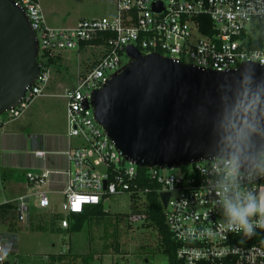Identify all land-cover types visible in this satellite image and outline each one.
<instances>
[{
  "label": "built area",
  "instance_id": "2783aa9c",
  "mask_svg": "<svg viewBox=\"0 0 264 264\" xmlns=\"http://www.w3.org/2000/svg\"><path fill=\"white\" fill-rule=\"evenodd\" d=\"M12 1L24 12L35 33L39 75L19 104L1 114L7 121L19 118L28 103L42 94L49 81V64L61 51L90 48L98 52L62 95L67 140L75 138L79 145L68 143L62 152L64 169L26 175L34 191L12 202L15 220L21 224H28L36 213L31 199L37 211L48 213L50 220L54 218L55 225L64 230L70 216L110 196L128 194L136 201L143 198L142 205L146 206L149 189H140L138 168L114 149L92 110L84 104L93 90L123 66L127 47L143 55L157 53L199 70L230 72L243 62L264 67V0H115L113 18L83 19L64 29L46 26L40 0ZM1 115L0 131L6 123ZM32 154L41 160L46 156L40 149ZM92 156L103 165L102 172L96 170ZM230 161H201L167 169L169 174L161 172L165 168L146 169L147 176L160 186L159 201L161 193L169 194L162 209L176 244V259L182 264H264V229L256 228L253 234L245 235L228 228L221 195L227 189L228 199L235 201L238 189L254 195L260 192L264 177H259L254 167L264 165V159L260 155L254 167L239 169L235 178L229 175ZM176 169L178 173H171ZM52 194L62 196L59 212L53 211ZM244 236L254 240L249 243ZM11 249L7 239L0 243V264H5V253Z\"/></svg>",
  "mask_w": 264,
  "mask_h": 264
},
{
  "label": "water",
  "instance_id": "95a60500",
  "mask_svg": "<svg viewBox=\"0 0 264 264\" xmlns=\"http://www.w3.org/2000/svg\"><path fill=\"white\" fill-rule=\"evenodd\" d=\"M38 42L24 12L0 0V115L39 75ZM129 61L85 100L121 157L138 169L236 159L241 171L264 154V67L215 72L126 49ZM104 182V186H105ZM163 208L169 194L159 195Z\"/></svg>",
  "mask_w": 264,
  "mask_h": 264
},
{
  "label": "rangeland",
  "instance_id": "374dc122",
  "mask_svg": "<svg viewBox=\"0 0 264 264\" xmlns=\"http://www.w3.org/2000/svg\"><path fill=\"white\" fill-rule=\"evenodd\" d=\"M114 1L40 0V6L49 28L64 29L83 19L113 18L116 15ZM97 57L98 52L90 48L61 51L59 58L49 64L48 85L59 81L62 85L73 86L77 75L84 72L87 64ZM128 61V58H123L122 65ZM47 88H43V94L48 92ZM61 91L57 88L54 93L60 94ZM65 115V100L60 95L35 97L15 120L7 121L6 115H1L6 123L0 139V204L34 191L26 179L27 174H38L25 163L29 159L30 137L33 134L44 136L48 131L66 133ZM70 141L72 147L79 145L75 138ZM91 160L96 170H104L97 157L92 156ZM161 172L170 173L167 169ZM172 172L176 174L178 170ZM260 192H264V186ZM50 200L54 203L53 211L59 212L62 196L52 194ZM143 200H132L128 194L110 196L102 203L107 214L88 220L79 231L32 233L27 224L14 220L13 234L18 249L16 254L9 255V260L11 264H47L45 257L49 254L70 253L76 255L77 264H168L159 247L157 233L141 225L145 207ZM30 205L36 212L35 220L50 222L49 214L37 211L32 199ZM3 224L6 225V222Z\"/></svg>",
  "mask_w": 264,
  "mask_h": 264
},
{
  "label": "trees",
  "instance_id": "16d2710c",
  "mask_svg": "<svg viewBox=\"0 0 264 264\" xmlns=\"http://www.w3.org/2000/svg\"><path fill=\"white\" fill-rule=\"evenodd\" d=\"M202 31L205 30L202 29ZM136 180H140L139 187L141 190H144L145 188L149 189V193L146 194L147 204L143 208L142 213V216H144V221L141 225H144V227L150 228L157 233L159 247L161 252L166 256L168 264H182L178 259H176V244L174 243L172 236L168 231L165 223L164 211L158 199V191L160 186L155 180L150 179L147 176L146 169H138ZM133 197H131V199H133ZM14 209L15 207L11 203H4L0 205V220L2 223L6 222L8 230L11 233L14 232L15 227L13 226V221L15 220ZM106 214L107 212L103 210L102 203L98 205H86L82 213L73 214L68 218L69 226L67 231H79L83 228V225L88 220ZM27 225L31 232H60L59 230H54L52 227L48 226L55 225L54 218H52L50 222L47 223L42 220H35V218H32L31 216ZM243 239L248 240L249 243L250 241L252 242L254 240V238L251 236H244ZM11 254H13V252L8 251L5 253V257L7 258V256ZM75 256L76 255H72L70 253L51 254L46 256V261L47 264H77ZM5 264H8L7 260L5 261Z\"/></svg>",
  "mask_w": 264,
  "mask_h": 264
},
{
  "label": "crops",
  "instance_id": "0c3cea01",
  "mask_svg": "<svg viewBox=\"0 0 264 264\" xmlns=\"http://www.w3.org/2000/svg\"><path fill=\"white\" fill-rule=\"evenodd\" d=\"M43 17H44V21H45L44 13H43ZM45 24H46V22H45ZM47 86H48V88H47L48 92L46 94L42 93L40 96H43V97L44 96L51 97V96H58V95L62 96L64 91L67 88H70L69 86L62 85L59 81L50 82L49 85L47 84ZM57 88L62 89L60 94L54 93V90ZM3 129H4V126H3L2 130L0 131V139H2ZM50 132L51 131L46 132V134L44 136H42V135L38 136V135L33 134V136L30 137V152L28 153L29 159H26L25 163L34 172L39 173L42 170H62L66 166L65 159H64L62 152L67 148L68 143L71 144V141L68 142V140H67V131H66V133H50ZM3 145H4V142H3ZM37 149H40V150L46 152L45 159L41 160V159L34 157L32 152L34 150H37ZM8 184H9V182H8ZM23 189H26V188H23ZM55 195H59V194H55ZM20 196H23V195H19L18 197H20ZM17 198H13L11 200H5V203H11L12 204V202L14 200H16ZM2 204H4V203H2ZM31 216H32V218H34V214ZM26 226L28 228V225H26ZM48 226L52 227L54 230H59L60 233L62 231H67V229L66 230L60 229L58 227V225H53V226L48 225ZM29 232H31V231H29ZM32 233H37V232H32ZM6 239L12 247L11 250H12L13 254H16L18 248H17L15 236L13 233L9 232L8 227H6V225H4L0 220V241L2 240V242H5ZM55 254H57V253H55ZM60 254H63V253H60ZM49 255H51V254H49ZM6 259H7L8 263L11 264V262L9 260V255L7 256ZM45 260H46V257H45Z\"/></svg>",
  "mask_w": 264,
  "mask_h": 264
},
{
  "label": "clouds",
  "instance_id": "9594fccd",
  "mask_svg": "<svg viewBox=\"0 0 264 264\" xmlns=\"http://www.w3.org/2000/svg\"><path fill=\"white\" fill-rule=\"evenodd\" d=\"M261 159H264V154H261ZM229 165V175L235 178L239 173V164L233 159ZM254 171L259 177H264V165L255 166ZM226 193L227 189L221 195L228 228L245 235L253 234L256 228L264 229V192L254 195L251 191L242 192L238 189L235 201L229 200Z\"/></svg>",
  "mask_w": 264,
  "mask_h": 264
},
{
  "label": "snow or ice",
  "instance_id": "6c2138e0",
  "mask_svg": "<svg viewBox=\"0 0 264 264\" xmlns=\"http://www.w3.org/2000/svg\"><path fill=\"white\" fill-rule=\"evenodd\" d=\"M78 206H79V205L77 204L76 207L78 208Z\"/></svg>",
  "mask_w": 264,
  "mask_h": 264
}]
</instances>
